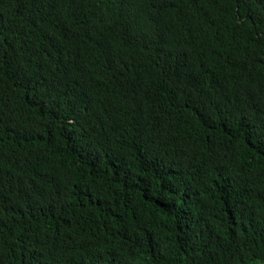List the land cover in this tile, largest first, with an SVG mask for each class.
<instances>
[{
  "label": "trees",
  "instance_id": "16d2710c",
  "mask_svg": "<svg viewBox=\"0 0 264 264\" xmlns=\"http://www.w3.org/2000/svg\"><path fill=\"white\" fill-rule=\"evenodd\" d=\"M0 264H264V0H0Z\"/></svg>",
  "mask_w": 264,
  "mask_h": 264
}]
</instances>
